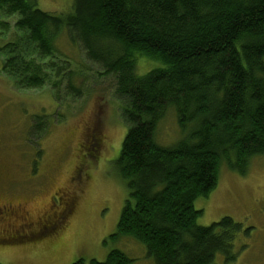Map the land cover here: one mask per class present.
<instances>
[{"label":"trees","instance_id":"obj_1","mask_svg":"<svg viewBox=\"0 0 264 264\" xmlns=\"http://www.w3.org/2000/svg\"><path fill=\"white\" fill-rule=\"evenodd\" d=\"M0 14L17 17L12 41L0 45L2 71L16 88L50 85L60 94L66 77L67 92L82 94L80 74L57 63L63 34L114 78L127 123L114 165L128 197L111 239L143 244L155 264L234 261L241 224L224 217L201 226L195 202L217 188L222 166L245 175L264 155V0H74L66 14L36 0H0ZM9 30L0 19V37ZM140 58L161 67L139 75ZM171 110L182 137L169 146L157 131ZM70 197L55 201L59 214ZM89 264L133 259L114 249Z\"/></svg>","mask_w":264,"mask_h":264},{"label":"rangeland","instance_id":"obj_2","mask_svg":"<svg viewBox=\"0 0 264 264\" xmlns=\"http://www.w3.org/2000/svg\"><path fill=\"white\" fill-rule=\"evenodd\" d=\"M36 4L45 12L66 14L74 0ZM0 19L10 25L8 34L0 37L4 45L15 36L17 17L0 14ZM57 47L59 66L68 61V71L80 74L76 85L81 95L67 92L66 77L60 94L50 85L16 88L2 71L0 58V201L25 204L33 219L51 214V201L60 202L63 195L76 197V207L55 235L5 242L8 235L21 232L4 225L0 264H73L79 259L89 264L93 259L104 261L114 249L132 258L133 264H155L143 244L111 239L128 197L114 165L127 133L121 110L125 101L116 94L114 78L101 75L103 68L88 59L79 44H71L63 34ZM159 67V62L146 58L137 61L139 75ZM39 117L43 123L38 131L34 126H39ZM179 132L171 110L158 126V141L171 146ZM195 208L203 212L201 226L224 217L241 224L233 247L235 260L227 263L219 255L218 264H264V155L251 159L245 175L222 166L217 188L208 198L196 200Z\"/></svg>","mask_w":264,"mask_h":264},{"label":"flooded vegetation","instance_id":"obj_3","mask_svg":"<svg viewBox=\"0 0 264 264\" xmlns=\"http://www.w3.org/2000/svg\"><path fill=\"white\" fill-rule=\"evenodd\" d=\"M9 200L7 202L0 201V228L6 225L15 232H18L17 230L19 229L21 233L18 237L23 239L51 235V232L54 233L52 235H55L66 226L67 221L70 220V216L74 213L76 207V197H70L64 203L66 207L65 212L59 214L58 210L60 207L56 205L59 199L54 198L49 206V210L52 213L50 214L47 211L44 215H41L42 217L39 216V218L33 219L25 204L15 203L14 200ZM11 236L14 237V235Z\"/></svg>","mask_w":264,"mask_h":264},{"label":"bare ground","instance_id":"obj_4","mask_svg":"<svg viewBox=\"0 0 264 264\" xmlns=\"http://www.w3.org/2000/svg\"><path fill=\"white\" fill-rule=\"evenodd\" d=\"M39 49V48H38Z\"/></svg>","mask_w":264,"mask_h":264}]
</instances>
